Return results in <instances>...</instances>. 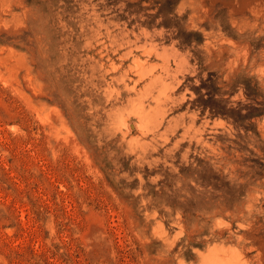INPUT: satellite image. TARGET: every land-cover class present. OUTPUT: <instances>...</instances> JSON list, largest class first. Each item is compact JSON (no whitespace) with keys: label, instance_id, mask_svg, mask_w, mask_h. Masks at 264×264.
Returning <instances> with one entry per match:
<instances>
[{"label":"rangeland","instance_id":"1","mask_svg":"<svg viewBox=\"0 0 264 264\" xmlns=\"http://www.w3.org/2000/svg\"><path fill=\"white\" fill-rule=\"evenodd\" d=\"M0 264H264V0H0Z\"/></svg>","mask_w":264,"mask_h":264},{"label":"trees","instance_id":"2","mask_svg":"<svg viewBox=\"0 0 264 264\" xmlns=\"http://www.w3.org/2000/svg\"><path fill=\"white\" fill-rule=\"evenodd\" d=\"M176 202H177V200H176V199H174V200H173V203L175 204ZM190 202H192V200H190Z\"/></svg>","mask_w":264,"mask_h":264}]
</instances>
